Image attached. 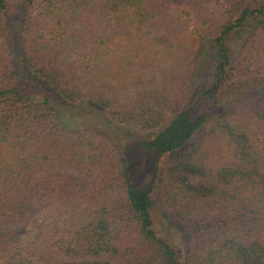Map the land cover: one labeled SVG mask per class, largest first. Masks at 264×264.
Masks as SVG:
<instances>
[{"label":"trees","instance_id":"trees-1","mask_svg":"<svg viewBox=\"0 0 264 264\" xmlns=\"http://www.w3.org/2000/svg\"><path fill=\"white\" fill-rule=\"evenodd\" d=\"M51 100L150 130V182ZM0 264H264V0H0Z\"/></svg>","mask_w":264,"mask_h":264},{"label":"rangeland","instance_id":"rangeland-1","mask_svg":"<svg viewBox=\"0 0 264 264\" xmlns=\"http://www.w3.org/2000/svg\"><path fill=\"white\" fill-rule=\"evenodd\" d=\"M14 61V70L17 75L16 80H18L20 79V74H22L23 70L18 66L16 58H14ZM246 77L252 76L246 75ZM30 84L31 85L28 86V88L31 90L40 88L32 80ZM232 90L235 91V88H233V86L228 88V92L222 95L221 99L225 101L230 96H232L230 94ZM36 97L40 98V96ZM52 104L56 108L61 109L60 118H63L62 120L67 121L68 125H70L69 127L73 129L81 128L89 131H94L108 138V140L112 143V146L121 151L122 154L127 158L132 176L134 177L137 184L150 182L152 163L155 159V155L152 152L145 150L138 144L140 138H148L151 135L150 130L141 131L129 126L118 124L108 119V117L103 113L90 107L89 104L77 105L73 108H63L54 101H52ZM216 120L217 116L214 114V112H212L206 121V127H214ZM201 133L202 132H200V134ZM161 211V203L156 198H154V225L160 234L164 235L167 240H169L171 243L176 245L177 248L180 249L181 261L183 262L187 255V243L189 242L191 236H189L186 231H183L182 225L179 222L170 219L167 220L166 218H164ZM42 216L43 214L31 216L26 223L27 225L24 224L23 227L27 228L26 226H29V228H31L35 225L38 226L41 223V221L38 219H40V217Z\"/></svg>","mask_w":264,"mask_h":264}]
</instances>
